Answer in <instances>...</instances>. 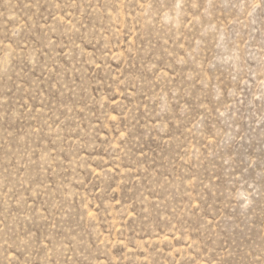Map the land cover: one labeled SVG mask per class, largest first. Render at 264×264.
<instances>
[{"label": "rangeland", "instance_id": "rangeland-1", "mask_svg": "<svg viewBox=\"0 0 264 264\" xmlns=\"http://www.w3.org/2000/svg\"><path fill=\"white\" fill-rule=\"evenodd\" d=\"M0 264H264V0H0Z\"/></svg>", "mask_w": 264, "mask_h": 264}]
</instances>
